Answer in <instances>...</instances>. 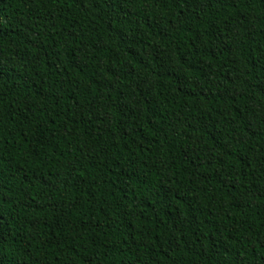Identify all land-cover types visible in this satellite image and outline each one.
I'll return each mask as SVG.
<instances>
[{
  "label": "trees",
  "instance_id": "obj_1",
  "mask_svg": "<svg viewBox=\"0 0 264 264\" xmlns=\"http://www.w3.org/2000/svg\"><path fill=\"white\" fill-rule=\"evenodd\" d=\"M0 264H264V0H0Z\"/></svg>",
  "mask_w": 264,
  "mask_h": 264
}]
</instances>
